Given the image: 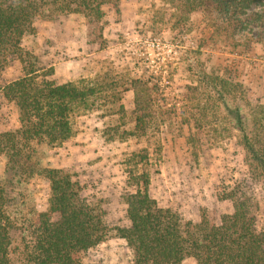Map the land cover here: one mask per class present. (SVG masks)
Masks as SVG:
<instances>
[{
    "label": "rangeland",
    "instance_id": "374dc122",
    "mask_svg": "<svg viewBox=\"0 0 264 264\" xmlns=\"http://www.w3.org/2000/svg\"><path fill=\"white\" fill-rule=\"evenodd\" d=\"M169 1L118 0L105 9L103 39L96 42L81 15L38 21L24 37L23 49L41 67L54 69L58 85L74 83L96 94L73 117L69 140L56 147L33 144L31 162L21 167L22 181L6 173L8 160L0 155V185L12 198V216L46 210L50 182L44 170L57 169L71 174L85 196L103 201L111 228L128 227L129 174L147 171L150 196L193 223L206 216L220 224L234 210L219 193L245 189L255 206L256 227L264 232V171L246 146L249 142L264 158L263 30L253 25L251 31L220 36L215 13L198 10L183 19ZM22 75L21 62L13 59L0 72V85ZM136 80L154 97L145 132L135 121ZM232 85L242 93L244 133L214 92L234 107ZM19 126L17 108L0 94V131ZM13 236L18 242L21 231ZM83 263L132 264L133 253L113 234L87 252Z\"/></svg>",
    "mask_w": 264,
    "mask_h": 264
},
{
    "label": "trees",
    "instance_id": "16d2710c",
    "mask_svg": "<svg viewBox=\"0 0 264 264\" xmlns=\"http://www.w3.org/2000/svg\"><path fill=\"white\" fill-rule=\"evenodd\" d=\"M118 0H0V72L13 59L23 66V75L5 85L0 94L15 105L19 128L0 131V155L8 160L7 174H19L31 162L33 144L56 147L72 137L73 117L96 94L74 83L58 85L54 69L40 66L36 56L25 51L22 42L38 21L63 15H81L89 21V37L103 39L105 9ZM171 7L185 19L198 10L215 13V32L230 37L239 29L259 26L264 34V0H170ZM253 37H250V40ZM136 126L145 132L151 118L154 97L142 81H135ZM238 86L231 87V100L222 102L228 115L244 133ZM239 96V97H238ZM241 99V100H240ZM253 159L264 171V158L246 143ZM148 159L147 155H143ZM50 182L48 207L44 212L10 213L12 201L0 185V264H84V255L106 242L113 234L123 239L133 253L132 264H182L194 258L196 264H264V232L256 227L251 195L238 186L219 193L230 201L233 213L223 215L220 224L203 216L199 223L186 221L180 213L161 207L149 194L151 176L131 171L124 196L128 227L111 228L103 201L85 196L82 185L63 170L45 169ZM9 176L7 182H12ZM19 179V180H20ZM22 181V179H21ZM16 184H20L15 181ZM21 231L17 242L13 236Z\"/></svg>",
    "mask_w": 264,
    "mask_h": 264
}]
</instances>
